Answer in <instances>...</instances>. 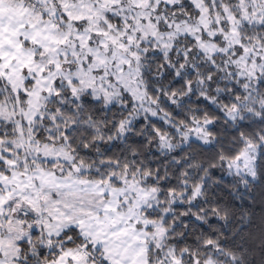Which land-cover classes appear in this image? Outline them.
I'll return each instance as SVG.
<instances>
[{
  "label": "snow or ice",
  "instance_id": "1",
  "mask_svg": "<svg viewBox=\"0 0 264 264\" xmlns=\"http://www.w3.org/2000/svg\"><path fill=\"white\" fill-rule=\"evenodd\" d=\"M0 264H264V0H0Z\"/></svg>",
  "mask_w": 264,
  "mask_h": 264
}]
</instances>
